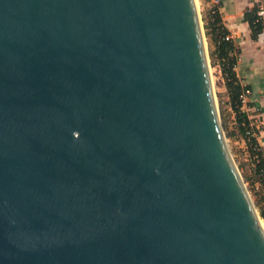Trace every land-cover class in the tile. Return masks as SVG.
<instances>
[{"label":"water","instance_id":"obj_1","mask_svg":"<svg viewBox=\"0 0 264 264\" xmlns=\"http://www.w3.org/2000/svg\"><path fill=\"white\" fill-rule=\"evenodd\" d=\"M0 264H264L195 0H0Z\"/></svg>","mask_w":264,"mask_h":264},{"label":"crops","instance_id":"obj_2","mask_svg":"<svg viewBox=\"0 0 264 264\" xmlns=\"http://www.w3.org/2000/svg\"><path fill=\"white\" fill-rule=\"evenodd\" d=\"M229 37L239 49L235 73L242 86L249 89L247 101L241 106L249 120L258 128L257 140L264 146V29L256 39L244 13L264 0H216Z\"/></svg>","mask_w":264,"mask_h":264},{"label":"trees","instance_id":"obj_3","mask_svg":"<svg viewBox=\"0 0 264 264\" xmlns=\"http://www.w3.org/2000/svg\"><path fill=\"white\" fill-rule=\"evenodd\" d=\"M256 11L257 5H254L244 13V21L249 25L252 39H256L264 29V21L258 18ZM208 20L207 28L210 30V39L215 46V60L224 79V86L230 105L235 112L239 132L243 136L250 156L255 163L258 181L264 186V146H261L257 140L258 128L249 125L251 121L247 114L241 110L240 95L248 88L240 84L234 70L239 49L229 37V32L223 24L217 7L209 13ZM253 132L256 135H253ZM260 216L264 219V207L260 210Z\"/></svg>","mask_w":264,"mask_h":264},{"label":"rangeland","instance_id":"obj_4","mask_svg":"<svg viewBox=\"0 0 264 264\" xmlns=\"http://www.w3.org/2000/svg\"><path fill=\"white\" fill-rule=\"evenodd\" d=\"M195 2L202 26L216 104L227 138L228 147L244 180L250 197L260 215V210L264 207V186L258 181V176L255 171V163L250 156L243 136L239 132L235 112L230 105L229 97L224 86V79L215 60V46L210 39V30L207 28L209 13L215 7L218 8V2L216 0H195ZM261 219L264 222L262 217Z\"/></svg>","mask_w":264,"mask_h":264},{"label":"built area","instance_id":"obj_5","mask_svg":"<svg viewBox=\"0 0 264 264\" xmlns=\"http://www.w3.org/2000/svg\"><path fill=\"white\" fill-rule=\"evenodd\" d=\"M256 13H257L258 18L264 21V1H260L258 3ZM248 94H249V89H245L243 91V93L240 95L241 105H243V104L246 103ZM249 125L251 127L252 126H255L256 127V125L254 124V122H250ZM253 135H256V133L253 132Z\"/></svg>","mask_w":264,"mask_h":264}]
</instances>
